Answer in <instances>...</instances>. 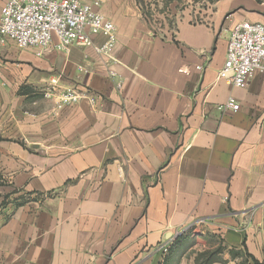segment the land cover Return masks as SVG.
<instances>
[{
  "label": "crops",
  "instance_id": "0c3cea01",
  "mask_svg": "<svg viewBox=\"0 0 264 264\" xmlns=\"http://www.w3.org/2000/svg\"><path fill=\"white\" fill-rule=\"evenodd\" d=\"M99 1L109 57L0 45V264H198L219 244L210 264H264V76H218L232 27L264 24V2L156 34L136 0ZM230 98L239 111L219 109Z\"/></svg>",
  "mask_w": 264,
  "mask_h": 264
},
{
  "label": "built area",
  "instance_id": "2783aa9c",
  "mask_svg": "<svg viewBox=\"0 0 264 264\" xmlns=\"http://www.w3.org/2000/svg\"><path fill=\"white\" fill-rule=\"evenodd\" d=\"M100 5L99 0H5L1 9L0 45L12 42L19 49H35L37 55L50 49L67 52L72 47H93L99 55L109 57L118 41L117 28L99 12ZM94 37H102L103 43L96 45ZM196 69L202 71L203 67ZM256 73L264 76V24L242 21L230 31L226 60L218 76L244 89ZM114 75L110 72L111 77ZM52 95L53 92H46L45 97ZM59 98L61 107L76 104L81 95L71 89L62 92ZM219 109L237 112L240 105L230 98ZM201 230L197 229L196 234ZM178 232L160 247L163 255L169 252Z\"/></svg>",
  "mask_w": 264,
  "mask_h": 264
},
{
  "label": "rangeland",
  "instance_id": "374dc122",
  "mask_svg": "<svg viewBox=\"0 0 264 264\" xmlns=\"http://www.w3.org/2000/svg\"><path fill=\"white\" fill-rule=\"evenodd\" d=\"M224 0H136L143 18L156 34H170L176 27L178 18L188 17L192 21H205L213 12L216 4ZM260 3L264 0H256ZM2 179L0 178V184ZM38 197V196H35ZM195 240L190 238L183 246L189 248ZM211 253L213 258L221 259L222 255L228 253L223 244L217 245ZM242 263H246L242 260Z\"/></svg>",
  "mask_w": 264,
  "mask_h": 264
},
{
  "label": "trees",
  "instance_id": "16d2710c",
  "mask_svg": "<svg viewBox=\"0 0 264 264\" xmlns=\"http://www.w3.org/2000/svg\"><path fill=\"white\" fill-rule=\"evenodd\" d=\"M244 252H246V249ZM245 254H246V258L251 259L253 264H261L256 259L251 257L247 252ZM214 255H215V253H207V252L203 253V254H199L197 257V263L198 264H210L211 262L216 260V258L215 259L213 258Z\"/></svg>",
  "mask_w": 264,
  "mask_h": 264
}]
</instances>
